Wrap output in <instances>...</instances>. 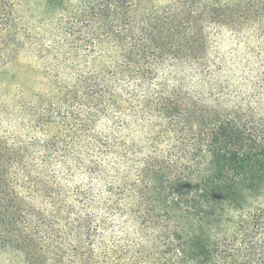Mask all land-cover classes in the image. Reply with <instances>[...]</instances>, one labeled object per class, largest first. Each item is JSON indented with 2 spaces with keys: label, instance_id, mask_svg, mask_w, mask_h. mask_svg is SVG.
Returning a JSON list of instances; mask_svg holds the SVG:
<instances>
[{
  "label": "trees",
  "instance_id": "trees-1",
  "mask_svg": "<svg viewBox=\"0 0 264 264\" xmlns=\"http://www.w3.org/2000/svg\"><path fill=\"white\" fill-rule=\"evenodd\" d=\"M29 1L0 0V65L45 82L0 106V264H264V61L210 54L264 0H44L42 31Z\"/></svg>",
  "mask_w": 264,
  "mask_h": 264
},
{
  "label": "rangeland",
  "instance_id": "rangeland-1",
  "mask_svg": "<svg viewBox=\"0 0 264 264\" xmlns=\"http://www.w3.org/2000/svg\"><path fill=\"white\" fill-rule=\"evenodd\" d=\"M45 9L44 0H30L28 5L20 4L16 14L25 28L42 31ZM210 52L212 56L216 54L219 60L222 59V72L231 84L251 82L254 76L252 71L264 61V39L257 37L252 31L241 35L224 31L214 39ZM20 65L17 62L14 66L13 63L0 65V106L5 104L12 108L15 104L18 106L21 94L45 92L42 73L35 77L27 73L17 75L16 70ZM6 127L0 120V131Z\"/></svg>",
  "mask_w": 264,
  "mask_h": 264
}]
</instances>
